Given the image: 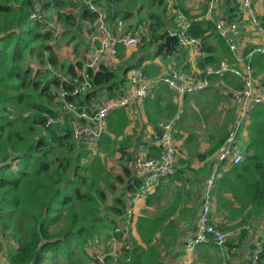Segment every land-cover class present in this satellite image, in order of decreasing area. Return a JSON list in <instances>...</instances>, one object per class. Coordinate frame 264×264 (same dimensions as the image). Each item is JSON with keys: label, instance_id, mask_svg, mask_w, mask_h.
<instances>
[{"label": "trees", "instance_id": "16d2710c", "mask_svg": "<svg viewBox=\"0 0 264 264\" xmlns=\"http://www.w3.org/2000/svg\"><path fill=\"white\" fill-rule=\"evenodd\" d=\"M138 1L93 0L95 4L130 3L133 8ZM150 1L158 11L147 15L148 36L142 37L139 47L145 51L158 46L159 54L165 51L161 44L168 36L166 14L170 5L166 0ZM34 3L35 0H0V234L17 244V248L8 250L9 264H89L88 245L101 241L124 219L125 196L112 195L116 181L125 184L133 194L139 190L141 179L132 176L129 169L125 174L127 180L122 176L115 178L99 156L89 160L88 151L74 141L68 116L62 122L60 114L52 109L55 105L50 89L62 84L43 72V66L50 62L64 70L66 65L60 62L52 45L56 31L46 30L30 19ZM52 3L57 22L67 32L87 37L84 24H94L96 14L86 7L79 9L72 0ZM47 5L52 8L51 1ZM69 8L78 9L79 13L67 15L64 11ZM194 19L188 34L204 41L202 48L206 54L199 59V68H218L223 56L231 58L229 48L216 32L215 23ZM262 64L256 61V65ZM133 67L129 65L126 70ZM75 68H82V63L69 68L71 76H76ZM123 69L103 66L98 72L89 70L94 90H106L109 97L116 96L125 86ZM225 75L228 80L229 75ZM202 77L212 82L219 78L205 73ZM236 84L241 86V82ZM64 87L70 89L69 84ZM97 95L93 91L79 99L88 108ZM147 101L148 107L152 106L151 99ZM163 101L160 95L154 99V111L148 113L152 125H158L160 120L174 122L176 106L170 102L163 108ZM51 118L57 122L48 125ZM128 122L124 111H114L109 117L110 132L117 136ZM250 122V142L244 161L231 165L222 161L221 176L212 193L222 207L227 204L222 196L232 194L239 205L237 212L240 215L247 211V220L264 214V105L254 106ZM230 135L226 129L200 159L214 155ZM106 139L109 145L111 137ZM154 199L155 196L150 197L148 203L152 204ZM177 207L178 204L155 217H139L136 229L146 246L134 242L131 261L124 263L123 254L120 264H164L162 249L178 239V227L172 220ZM2 249L0 238V253ZM105 264L114 263L107 257Z\"/></svg>", "mask_w": 264, "mask_h": 264}, {"label": "crops", "instance_id": "0c3cea01", "mask_svg": "<svg viewBox=\"0 0 264 264\" xmlns=\"http://www.w3.org/2000/svg\"><path fill=\"white\" fill-rule=\"evenodd\" d=\"M166 1L172 6V8L183 12L190 21L195 18L194 21H212L214 23L221 16L228 18L230 21H239L240 33L237 38L238 50L242 56H247L251 52H254L251 58V65L254 68L255 75L254 95L256 103L254 106L256 104L264 105V54L255 52L258 48H264V28L256 26L255 23V17L259 21L264 19V0H250L253 12L243 6L242 3L244 0ZM214 2H216L217 6L216 8L211 9L210 5ZM149 3L150 6L148 8L147 0H141L140 5L143 9L140 10V8H136L133 12H127V14H125V22L130 29L135 30L142 23L147 21L145 19L144 21L139 22V15H144L147 18L146 14L148 15L149 13L156 11V7H154L150 0ZM50 6L51 5L46 7L49 14V22L53 27H56L57 30H60L61 36L72 34L71 39L62 42L60 41V44L58 42L56 50L59 60L68 68L76 66L79 61L82 60L83 55L87 52L86 45L88 43V36H73L74 31H71L72 33H68L67 31L64 32L65 30L57 22L58 18L54 13L53 8ZM118 11L117 16L124 19L121 10L118 9ZM127 15L128 17H126ZM166 16L168 20L167 30L169 31L173 27L176 28L178 24L176 17L169 16L168 12ZM144 35L148 36L147 27L144 30ZM210 42L213 45H216L215 40L211 39ZM202 43H204L203 40H201V44ZM122 50L123 52L119 55L117 67V69H119L120 66L124 68L121 72L122 78H124V75L126 74L125 70L129 65L132 67L134 65L139 66L144 70L145 74L150 77L161 76L171 73L172 71H186L189 73L201 72L198 62L200 58L206 57L203 48L201 52L198 53L193 46H180L179 44H177L175 48H164L165 51L159 54H157L158 46L148 47L145 51L144 49H140V51L137 47L129 50L121 49V51ZM74 61L77 62L76 65H73ZM224 61H227L230 66L235 64L233 54H231V58L223 56L221 63ZM256 61L263 63V67L262 65L261 67L256 65ZM227 74L229 75L228 80H225L226 75L223 76V78L215 79V81L213 80L214 85L201 92L180 95L168 86L160 84L154 88L150 96L147 98V100L151 99L152 106L154 105V99L159 95L164 98V101L161 104L163 108L171 103L176 106L174 135L179 154L180 152H183L184 143L188 140V137L186 138L185 135L183 136V134L179 132V125L183 116V114L180 113V103H182V101H184L185 104L189 103V97L191 96L198 94L201 95L209 90L216 91L218 83H220L219 86L224 88L223 92H221L223 96L217 93L215 98L220 97L221 99L231 100V106H227L226 108L227 111H230L231 113L229 117V119H231L226 124L224 132L227 129L229 133L234 132L236 134L237 139L242 144V152L246 156V149L250 142V116L253 109L250 111L248 118L242 120L241 124L238 125L239 109L235 106L231 97L224 93V90L241 88L242 84L238 87L236 84V82H240L238 78L233 74ZM125 87L126 83L122 88L125 89ZM147 100L145 112L137 108L132 110L116 109L110 112L107 120L108 129L98 146L97 152L93 155H90L88 152L89 160H92L94 156H99L106 165L107 171L114 175L115 178L122 176L127 180L128 177L125 175L126 169L131 171L132 176L138 178V174L134 167V161L136 158L152 157L158 154V150L152 145L151 139L155 134H160L163 131V126L167 124V122L165 120H160L158 125H152L149 123L148 113L149 110L152 112L153 107H148ZM230 109H232V111ZM114 111H124L129 120L128 125L117 136L110 132L109 126V117ZM106 136L111 137V143L109 145L106 144ZM217 140L214 141V144ZM102 148L104 150H102ZM207 151H205V153ZM203 154L204 152L198 153L196 157L198 160L191 162L187 160L185 156H181L180 154L176 174L170 178L163 179L155 187L153 193L146 199L134 200L132 196L135 192L131 194L126 190L125 184H120V182L116 181L115 186L117 188L115 190V195L124 194L127 203L124 219L126 217L128 218L127 211L131 214L129 219V230L132 246L134 245V242L142 244L143 246L145 245L141 242L136 229L137 219L141 216L149 217L148 211H150L152 209L151 207L156 204L162 203L161 201L159 202V200L162 195L166 193V190H178L170 207L162 210L168 211L178 204L176 213L172 217V220L176 222L178 227V239L173 240V243H170L168 248L162 249L161 255L164 264H249L248 254L264 237V214L247 220V211L240 215L237 212L239 205L234 201L232 194L225 193L222 196V200L227 201L225 207L218 205V201L214 194L212 196L213 206L211 216L213 223L220 229L233 232L232 236L226 243L227 249L223 250L211 243L200 245L194 250H187L185 247L186 242L193 236V232L196 230L199 223L203 208L204 192L207 190V181L212 177L215 179L212 188V190H215L216 179L221 176L220 165L222 162L220 161V150L211 157L201 160L199 156ZM222 169H227V167ZM140 187L138 188L140 189ZM152 196H155V199L152 204H149L148 200ZM172 197L173 196L170 195L171 200ZM178 200H180V203H175ZM247 228H250V231L254 234H251L246 230ZM92 244L94 246L93 253H96V255L110 253L113 249L112 245L109 243V233L105 235L101 241ZM6 248L7 247H4V249ZM9 248H17V244L9 245ZM87 251L89 255H92L89 249ZM262 263L264 264V254L262 256ZM0 264H9L8 250L4 251L2 249L0 253Z\"/></svg>", "mask_w": 264, "mask_h": 264}, {"label": "built area", "instance_id": "2783aa9c", "mask_svg": "<svg viewBox=\"0 0 264 264\" xmlns=\"http://www.w3.org/2000/svg\"><path fill=\"white\" fill-rule=\"evenodd\" d=\"M53 0H35L30 10V19L41 24L46 30H54V41L52 45L56 47L62 39L60 30L49 22L47 11L48 2ZM70 1V0H65ZM79 9L86 7L92 13L97 15L94 24H84L88 43L87 52L83 55L82 68H75L76 76H71L69 68L57 69L53 64L47 62L43 66V72H46L53 80L61 82V86H52L50 94L53 97L54 107L52 109L60 114V120L64 122V117L68 116L74 141L82 145L90 155L97 152L98 146L107 132V120L110 112L116 109L132 110L140 109L146 111V100L151 92L160 84L168 86L180 95L193 94L210 88L214 83L208 78H203L202 74L215 75L223 78L226 73L233 74L241 82V88L225 89L224 93L231 97L235 106L239 109L238 125L241 121L248 118L250 111L254 108L255 101V75L254 68L251 65V58L254 52L247 56H242L238 50L237 38L240 33L239 21H230L221 16L216 20L215 28L218 34L224 39L231 54L235 59V64L230 66L227 61L220 64L218 68L208 66L206 71L189 73L186 71H172L157 77H149L140 67L134 66L126 70L124 75L126 87L122 88L116 96L109 97L105 91L94 90L89 70L98 72L101 67L117 69L120 50H129L136 48L141 43L144 36V30L147 22L142 23L137 29L132 30L124 19L117 16L118 8L115 3L95 4L93 0H72ZM243 6L253 12L250 0H244ZM216 2L210 5L211 9L216 8ZM67 15H77L78 9L69 8L64 11ZM169 16H175L177 19L176 28H171L168 35L175 36L180 46H193L196 52H201V40L190 37L188 34L191 21L187 16L172 6L168 9ZM114 16V17H113ZM256 26L263 27V23L255 17ZM255 52L264 54V48H258ZM74 61L73 65H76ZM64 84H69L70 89H65ZM97 92L95 98L87 108L81 103L82 96L91 92ZM73 98V99H72ZM83 98V97H82ZM57 119L51 118L48 125L56 123ZM152 145L157 148L158 154L152 157H137L134 161V167L141 179V187L132 196L134 200L146 199L154 191L155 187L163 180L174 176L178 170L179 149L177 147L174 135V122H169L163 126L160 134H155L151 139ZM242 144L237 139L234 132L225 141L220 149L221 162L225 161L227 165L239 164L244 161L245 155L242 152ZM215 179L212 177L207 181V190L204 192L203 208L196 230L193 236L186 242L187 250H194L198 246L206 243H212L219 248L226 250V243L232 236L230 230L220 229L212 221L213 206V186ZM123 219L114 231L109 233V243L113 249L110 253L97 255L94 263L105 264L106 259L111 258L114 264H120L121 257L124 263H129L132 259L130 252L133 249L130 241V212ZM251 234L250 228H247ZM264 237L256 247L248 254L249 264H263L262 254Z\"/></svg>", "mask_w": 264, "mask_h": 264}, {"label": "rangeland", "instance_id": "374dc122", "mask_svg": "<svg viewBox=\"0 0 264 264\" xmlns=\"http://www.w3.org/2000/svg\"><path fill=\"white\" fill-rule=\"evenodd\" d=\"M140 3L141 0L136 2L134 8L130 5V3L128 5L127 3L115 5L117 6V8H119V10H121V13L124 15L125 20V14H127V12H133V10L136 8H140V10L143 9ZM147 5L149 8V0H147ZM154 7H156L155 9L156 11H158V7ZM138 19L139 22H142L145 19L147 20L144 15H139ZM63 29L65 30L64 32L67 31L65 28ZM68 33L72 32L68 31ZM71 35L72 34H65V37L61 39V42L66 41L67 39H71ZM137 49L140 50L141 47L138 46ZM219 84L220 83H218V88L216 89V91L209 90L206 91L204 94H198L189 97V103L185 104L184 101L180 103V113H182L183 116L179 125V132L182 133L183 136L185 135L186 138L188 137V140L185 141L183 146L184 153L180 152V154L181 156H185V158L190 162L198 160L196 158L198 153H205V151L211 148V146L214 144V141L221 137L226 124L231 119H229L231 113L226 109L227 106H231V100L221 99L220 97L215 98L217 93L223 96L221 92H223L224 88L222 86H219ZM230 110L232 111V109ZM177 192L178 190H166V193L163 194L159 200V202L161 201L162 203L156 204L155 206L151 207L152 209L150 211H148L149 217H155L159 215L162 210L170 207V205L175 199ZM112 195L115 196V193H113ZM170 195L173 196L172 200L170 198ZM0 238L4 242V251L10 249L9 245L15 244L12 240L5 239L4 237H2L1 234ZM4 247L7 248L4 249ZM88 249L91 251L92 255H90L91 257L89 260H87V262L89 264H97L94 263V259L97 255L96 253H93L94 246L92 243L88 245L87 250Z\"/></svg>", "mask_w": 264, "mask_h": 264}, {"label": "water", "instance_id": "95a60500", "mask_svg": "<svg viewBox=\"0 0 264 264\" xmlns=\"http://www.w3.org/2000/svg\"><path fill=\"white\" fill-rule=\"evenodd\" d=\"M177 43H178V40L175 36L168 35L166 37L165 41L161 44V47H163V48H170V47L175 48Z\"/></svg>", "mask_w": 264, "mask_h": 264}]
</instances>
